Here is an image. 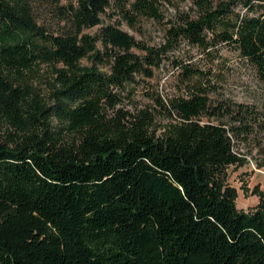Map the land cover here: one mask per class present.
<instances>
[{
  "label": "trees",
  "instance_id": "obj_1",
  "mask_svg": "<svg viewBox=\"0 0 264 264\" xmlns=\"http://www.w3.org/2000/svg\"><path fill=\"white\" fill-rule=\"evenodd\" d=\"M111 2L77 0L54 34L31 0H0V264H264V190H252L253 211L237 207L238 127L203 119L217 113L206 86L171 99L176 119L160 133L148 110L115 109L114 89L159 66L170 44L103 24ZM116 2L130 20L160 16L159 0ZM193 2L199 17L172 27L170 42L230 44L264 81V0ZM40 63L53 65L50 96Z\"/></svg>",
  "mask_w": 264,
  "mask_h": 264
},
{
  "label": "rangeland",
  "instance_id": "obj_2",
  "mask_svg": "<svg viewBox=\"0 0 264 264\" xmlns=\"http://www.w3.org/2000/svg\"><path fill=\"white\" fill-rule=\"evenodd\" d=\"M31 2L39 24L49 33L58 34L70 27L64 10L77 0ZM157 6L158 18L137 16L130 20L123 16L116 0H112L111 6L101 15L103 24L119 26L142 45L160 47L170 44L159 66L145 64L152 75L147 71L136 72L132 81L114 89L121 97L115 109L121 108L127 119L141 110H148L154 115L160 133L165 124L176 119L175 112L170 114L168 111L172 109L171 99L185 96L195 87L206 86L210 109L217 113L211 117L205 114L203 119L238 127L237 136L232 133L234 149L245 157V162L229 166V182L238 192L237 207L253 211L259 196L252 190L256 185L264 190V81L254 66L230 44L214 42L206 47L182 35L170 42L172 27L185 25L186 19L199 17V8L193 0H159ZM240 10V6L236 8V11ZM103 24L87 28L85 33L94 35ZM208 40L213 42L212 36ZM133 50L140 55L144 53L139 47ZM82 63L92 64L88 58ZM186 67L194 68V73L188 74ZM100 68L109 72L108 65ZM35 81L41 92L50 96L55 82L53 65L40 63L35 71ZM115 109L109 110L111 117L115 116Z\"/></svg>",
  "mask_w": 264,
  "mask_h": 264
}]
</instances>
